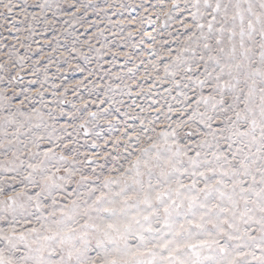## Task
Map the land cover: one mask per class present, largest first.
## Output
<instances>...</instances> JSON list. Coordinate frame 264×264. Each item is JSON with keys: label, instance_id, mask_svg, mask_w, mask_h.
<instances>
[{"label": "snow or ice", "instance_id": "6c2138e0", "mask_svg": "<svg viewBox=\"0 0 264 264\" xmlns=\"http://www.w3.org/2000/svg\"><path fill=\"white\" fill-rule=\"evenodd\" d=\"M0 264H264V0H0Z\"/></svg>", "mask_w": 264, "mask_h": 264}]
</instances>
